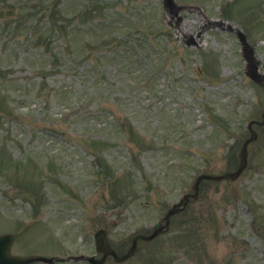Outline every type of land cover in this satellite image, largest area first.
I'll list each match as a JSON object with an SVG mask.
<instances>
[{
  "label": "rangeland",
  "instance_id": "1",
  "mask_svg": "<svg viewBox=\"0 0 264 264\" xmlns=\"http://www.w3.org/2000/svg\"><path fill=\"white\" fill-rule=\"evenodd\" d=\"M177 2L179 17L162 0H0V235H15L14 254L92 256L105 229L122 255L199 175L238 167L264 85L228 27L246 34L262 75L264 0ZM255 130L242 176L203 182L124 264H264Z\"/></svg>",
  "mask_w": 264,
  "mask_h": 264
},
{
  "label": "water",
  "instance_id": "2",
  "mask_svg": "<svg viewBox=\"0 0 264 264\" xmlns=\"http://www.w3.org/2000/svg\"><path fill=\"white\" fill-rule=\"evenodd\" d=\"M175 0H165V6H169L170 8H173L175 6L174 3ZM245 39V38H244ZM255 77V75H254ZM264 118V115H263ZM253 136L255 137V133H253ZM246 146L245 144L243 152H242V160L239 169L235 173H227L222 176H208V175H202L200 176L196 184L194 186L195 194L193 195L194 198H197L198 193H199V184L201 183L202 180H213V181H218L222 179H232L236 180L238 176L241 174V172L245 169L247 165V153H246ZM176 208V206H175ZM170 210L168 212V215L166 217L167 221V226L169 225L170 222V217L176 213L177 210ZM163 228L157 229L154 234L151 236H142L138 235L133 239V246L122 256H119L115 251H113L109 245V241L107 238V233L106 231H100L96 234L95 241H96V250L98 252H101L104 254L103 259L101 260H95V258H90L89 261L93 264H103L105 259L108 256H113L115 261L117 262H124L127 259L131 258L132 256L135 255V253L138 250L137 243L139 240H144V241H150L154 239L160 232H162ZM13 243V237L10 235L7 236H2L0 237V264H32L34 262H44V263H49L53 264L54 259H47L41 256H36V257H14L11 255V246Z\"/></svg>",
  "mask_w": 264,
  "mask_h": 264
},
{
  "label": "bare ground",
  "instance_id": "3",
  "mask_svg": "<svg viewBox=\"0 0 264 264\" xmlns=\"http://www.w3.org/2000/svg\"><path fill=\"white\" fill-rule=\"evenodd\" d=\"M263 75H264V73H263Z\"/></svg>",
  "mask_w": 264,
  "mask_h": 264
}]
</instances>
